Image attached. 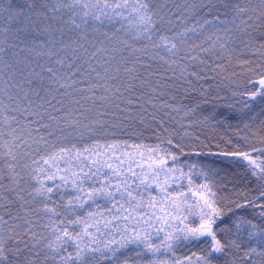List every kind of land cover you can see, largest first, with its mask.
<instances>
[{"label":"snow or ice","instance_id":"snow-or-ice-1","mask_svg":"<svg viewBox=\"0 0 264 264\" xmlns=\"http://www.w3.org/2000/svg\"><path fill=\"white\" fill-rule=\"evenodd\" d=\"M0 264H264V0H0Z\"/></svg>","mask_w":264,"mask_h":264}]
</instances>
